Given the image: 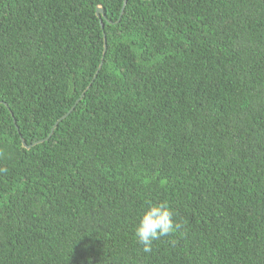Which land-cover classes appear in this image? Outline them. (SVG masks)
I'll return each mask as SVG.
<instances>
[{"label": "trees", "instance_id": "1", "mask_svg": "<svg viewBox=\"0 0 264 264\" xmlns=\"http://www.w3.org/2000/svg\"><path fill=\"white\" fill-rule=\"evenodd\" d=\"M124 1L0 0V264H264V0Z\"/></svg>", "mask_w": 264, "mask_h": 264}, {"label": "clouds", "instance_id": "2", "mask_svg": "<svg viewBox=\"0 0 264 264\" xmlns=\"http://www.w3.org/2000/svg\"><path fill=\"white\" fill-rule=\"evenodd\" d=\"M5 171L7 169H0V172ZM179 227L180 225L175 219V212L167 201H148L139 213L134 236L137 244L142 245L143 252L151 253L154 243L162 238H169L171 242H174L172 238Z\"/></svg>", "mask_w": 264, "mask_h": 264}, {"label": "water", "instance_id": "3", "mask_svg": "<svg viewBox=\"0 0 264 264\" xmlns=\"http://www.w3.org/2000/svg\"><path fill=\"white\" fill-rule=\"evenodd\" d=\"M126 2H127V1L125 0V1H124V5H123V7H122V11H121L120 18H121V16H122L123 12H124V9H125V6H126ZM96 13H97L98 17L100 18V21H101L102 26H104L103 23H102V21H103V18L106 17V16H105V13H104L102 7L98 6L97 9H96ZM117 21H119V19H118ZM104 43H105V44H104V53H105V51H106V49H107V44H106V34H105V33H104ZM101 65H102V62H101V64H100L99 68L101 67ZM89 87H90V85L88 86V88H89ZM84 94H85V91H84V92L81 94V96L77 99V101L74 103V105L71 107V109H70L65 115H63L60 119H58V120L56 121V123H55V125L53 126V128L51 129V132H50L49 136L47 137V139L53 134L54 127H55V126H56V125H57L62 119H64L65 117H67L71 111H73V109L75 108L76 104L78 103L79 100H81V98L84 96ZM40 141H43V140H40ZM40 141H38V142H40ZM22 144H23V146L26 147V148H29V147H31V146L33 145V144H32V145H28L27 142H26L24 139H22Z\"/></svg>", "mask_w": 264, "mask_h": 264}]
</instances>
